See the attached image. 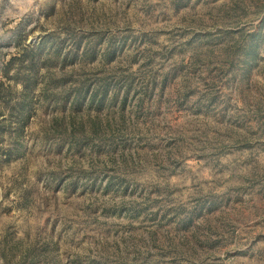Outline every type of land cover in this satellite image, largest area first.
Masks as SVG:
<instances>
[{"label":"rangeland","instance_id":"1","mask_svg":"<svg viewBox=\"0 0 264 264\" xmlns=\"http://www.w3.org/2000/svg\"><path fill=\"white\" fill-rule=\"evenodd\" d=\"M0 264H264V0H0Z\"/></svg>","mask_w":264,"mask_h":264}]
</instances>
